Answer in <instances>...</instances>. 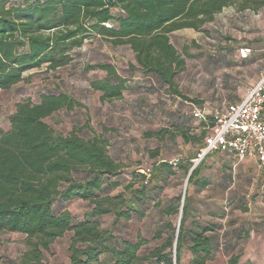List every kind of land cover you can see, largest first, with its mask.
<instances>
[{"label": "trees", "instance_id": "1", "mask_svg": "<svg viewBox=\"0 0 264 264\" xmlns=\"http://www.w3.org/2000/svg\"><path fill=\"white\" fill-rule=\"evenodd\" d=\"M227 7L257 12L264 10V0H22L18 4L0 0V91L24 82V74L32 70L51 72L69 66L74 53L98 36L114 46H129L145 73L156 75L171 94L180 95L174 78L184 60L168 35L183 29L208 34L204 25ZM94 70L105 74L90 83L101 101L119 99L125 81L114 67L106 63L85 67L86 72ZM189 102L195 101L183 97L179 105L187 107ZM74 105L63 93L42 95L38 104L20 102L8 117V130H0V233L24 236L26 248L17 259L2 264H47L44 253L66 234V264H180L186 242L191 263L205 264L218 249L219 226L185 229L189 186L206 184L197 180L205 158L195 167L196 156L175 167L161 162L147 173L137 170L123 193L110 196L122 185L111 180L122 166L108 156L109 143L93 132L83 137L82 129L63 135L45 123ZM201 125L211 127L212 118ZM182 137L185 143L201 145L205 133L191 136L186 128ZM150 155L155 158L158 153ZM178 171L190 174L184 194L156 202L158 183ZM73 200L87 203L81 218L61 209ZM161 205L164 220L151 235L123 239L114 233L128 228L131 220L141 222ZM180 215L175 228L172 219ZM106 216L112 217L108 229L102 228Z\"/></svg>", "mask_w": 264, "mask_h": 264}, {"label": "crops", "instance_id": "2", "mask_svg": "<svg viewBox=\"0 0 264 264\" xmlns=\"http://www.w3.org/2000/svg\"><path fill=\"white\" fill-rule=\"evenodd\" d=\"M11 1L18 4L22 0ZM203 30L208 34L183 29L168 35L170 44L183 60L186 56L196 59L193 62L196 65L195 70L185 72L182 69L177 72L174 78L177 91L186 89L191 94L192 99L190 100L195 101L189 102L187 107L184 106L187 109L179 105L184 97L179 91L180 95H171L172 98L169 100V96L166 95L169 92L168 86L156 75L145 73L136 63L135 54L127 45H115L116 47L127 46L132 53L134 62L133 64L132 62L124 64L125 68L120 71L121 74L114 68L125 81V90L119 99L124 100V95L131 93L130 83L126 82V73H130V75L135 73L131 77L142 74L148 79L147 85L151 92L153 90L160 91V95L149 97L148 120L166 121L169 126H184L185 129L189 128L191 136H199L202 132L205 133V137L208 136L211 127L201 125L206 121L196 120L190 116L184 118L182 114L190 108V105H205L213 112L221 111L227 105L239 103L245 89L258 80L259 73L264 67V54L257 55V50L253 46L259 42L264 44V10L238 11L235 7H227L217 14L213 21L205 24ZM240 34H242L243 40H240V37L237 42L227 39L228 35ZM187 37L190 38L193 45H209L211 48L205 54L199 51V54L189 55L187 44H185ZM173 39L179 46L174 44ZM97 41H104V39L98 36L90 39V42ZM185 48L186 53L183 51ZM242 48L250 50L245 59L239 56V50ZM259 51L264 52L262 48ZM232 72H235L237 76L225 78V74ZM131 77L130 79H133ZM206 86L215 89L216 94L210 96L205 93L203 89ZM170 104L173 107L170 108ZM182 109L185 110L182 112ZM203 143L204 140L201 145H198V149L203 146ZM185 144L187 146L191 143ZM158 154L155 157L157 162L154 165L167 162L162 152ZM192 157L194 156L189 155L181 161L187 162ZM256 170L259 173L254 160L238 161L233 154L227 152H214L203 160L201 173L197 180L205 181L206 184L203 187H199L198 184L189 186L185 229L196 231L198 226H219L217 231L220 237L218 249L210 259L205 261V264H262L264 258V189L261 187L260 173L258 177L255 176ZM180 172L183 174L182 171ZM188 175L184 179L185 184L174 180L175 176L168 177L166 181H160L156 189V202L166 203L184 194ZM162 206L164 205L155 206L148 212V234L150 235L156 225L160 224V221L154 220L152 216L164 218ZM226 220L231 226L228 229L221 227V224ZM141 223L143 220L141 222L131 220L127 226H134V231L126 232V228L120 227L114 233L123 239H132L138 234L143 236V230L137 227ZM189 246V242H186L180 264H192V255L187 250Z\"/></svg>", "mask_w": 264, "mask_h": 264}, {"label": "rangeland", "instance_id": "3", "mask_svg": "<svg viewBox=\"0 0 264 264\" xmlns=\"http://www.w3.org/2000/svg\"><path fill=\"white\" fill-rule=\"evenodd\" d=\"M238 37L243 40L242 34L228 35L227 39L237 42L239 41ZM173 42L178 45L175 39ZM185 44H187L189 55L199 54V51L205 54L211 48L209 45H193L189 37L185 39ZM253 48L257 50V55L264 54L259 51L260 48L264 50V44L259 42ZM194 61L196 59L193 57H184L183 71L195 70ZM102 62L113 66L119 74L125 68L124 64L134 63L132 53L127 46L116 47L107 41H87L80 50L74 53V59L69 66L51 72H47L43 68L25 73L24 82L17 84L9 91H0V130H8V117L15 111L18 103L28 100L33 104H38L41 96L47 93L66 94L75 102L73 108L56 112L47 118L45 123L63 135H68L74 129H82L83 132L80 135L83 137H87L89 132H93L102 136L109 143L108 156L122 166L120 174L111 179L120 181L122 184L111 191L110 196H116L123 193V187L130 181L135 171L140 170L147 173L148 170H151L157 162V159L151 158V153L162 152L168 163L175 160L182 162L181 160L189 155L195 157L202 146L200 149H198V144L186 146L182 137L184 126H169L166 121L148 120L149 97L160 95V91L153 90L151 92L147 85L148 79L142 74L131 77L135 73L132 72L131 75L126 73V82L130 83L131 93H126L124 100L102 102L101 95L91 89L90 82L103 79L104 73L97 70L89 72L84 70L87 65ZM236 76L235 72L225 74V78ZM178 91L182 96L192 99L190 92L186 89ZM203 91L210 96L216 94L215 89L207 86ZM166 95L171 100L173 94L168 92ZM171 107H173L172 104H170ZM84 126H87L86 129ZM156 134L158 135L155 136ZM258 174L256 170L255 176L258 177ZM173 179L185 184L186 176L178 171ZM55 208H57V204H55ZM61 209L66 210L75 218H81L87 209V203L82 200H73L63 205ZM152 218L159 221L164 220L162 217L152 216ZM178 219L179 216L172 219L175 228H177ZM144 220L137 227H140L146 235L148 234V214ZM111 223V216L104 217L102 228H110ZM221 227L228 229L231 226L226 220L221 224ZM134 229V226H130L126 228V232L134 231ZM68 242L69 234L57 239L44 253L45 262L47 264H66ZM25 249L24 236L17 233H0V264L17 259ZM262 264H264V258Z\"/></svg>", "mask_w": 264, "mask_h": 264}, {"label": "built area", "instance_id": "4", "mask_svg": "<svg viewBox=\"0 0 264 264\" xmlns=\"http://www.w3.org/2000/svg\"><path fill=\"white\" fill-rule=\"evenodd\" d=\"M104 26L111 28L109 23ZM249 53L247 48L239 50L242 59L247 58ZM183 114L200 121L212 118L210 134L204 138L203 147L192 161L193 167L214 152L231 153L238 161L254 160L264 189V67L258 80L245 89L239 103L213 112L205 105H190ZM178 162L175 160L172 166L175 167Z\"/></svg>", "mask_w": 264, "mask_h": 264}, {"label": "water", "instance_id": "5", "mask_svg": "<svg viewBox=\"0 0 264 264\" xmlns=\"http://www.w3.org/2000/svg\"><path fill=\"white\" fill-rule=\"evenodd\" d=\"M190 175V174H189ZM189 175H188V177H189ZM180 218H181V215H180V217H179V222H180ZM174 252H175V248H174Z\"/></svg>", "mask_w": 264, "mask_h": 264}]
</instances>
